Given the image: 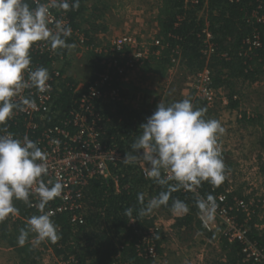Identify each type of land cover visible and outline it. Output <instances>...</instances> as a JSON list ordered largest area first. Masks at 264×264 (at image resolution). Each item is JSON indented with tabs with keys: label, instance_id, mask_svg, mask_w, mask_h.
Instances as JSON below:
<instances>
[{
	"label": "trees",
	"instance_id": "obj_1",
	"mask_svg": "<svg viewBox=\"0 0 264 264\" xmlns=\"http://www.w3.org/2000/svg\"><path fill=\"white\" fill-rule=\"evenodd\" d=\"M88 1L79 0V8L70 9L69 12L70 27L74 32L82 33L85 40L80 42L75 35H71L66 38V42L75 45L76 49L72 48L73 50L83 52V57L91 66V75L88 82L79 86V81L67 74L73 63L71 50H60L65 56V63L60 71L65 76L55 91L50 124H62L69 118L76 100L88 90L89 83L102 71L101 60L104 55L95 51L94 47L98 44L96 41L99 34L111 29L106 17L109 5L106 0ZM262 15L264 0H158L156 25L161 44L151 43L150 54L140 67L144 72L166 76L173 66V58L181 57L191 71L210 69L212 86L224 91L228 100L224 107L237 110L238 124L253 130L258 144L264 149V109L256 107L249 111L245 106L247 90L264 83V21L259 19ZM128 52V49L111 51V55L120 58ZM30 55L37 67H46L50 73L53 71L55 60L48 52H31ZM114 84L117 82L114 81ZM185 98L191 99L194 107L205 108L206 119L219 120L220 109L209 106L202 99L194 98L193 94L177 95L167 99L165 103ZM156 106L157 104L132 106L122 102L101 104L103 142L118 147L125 156L126 152L131 151V143L141 134L140 124L146 122ZM0 128L21 139L29 134L28 137L36 141L39 135V131H28L25 122L20 119L10 118ZM221 152L226 165V179L220 186L214 187L205 181L195 191L181 189L172 192L168 206L162 205L160 208L165 214L172 215L175 212L171 210L172 199L184 201L189 211L176 217L172 227L177 233L190 229L203 231L213 238L214 233L205 231L197 219V197H206L211 193L216 198L223 193L227 194L231 204L235 202V198L243 199L248 202L249 212L236 210L235 213L240 221L248 220L250 237L264 249V193L257 189L247 192L249 188L246 181L235 185L231 178H237L235 171L240 165L231 158L229 150L221 149ZM258 157V171L264 177V156L260 154ZM140 162H119L112 165V174L117 177L118 186L113 178L93 180L86 189L88 210L85 222L74 226L67 214L57 215L56 224L61 238L56 243L41 242L44 249L51 248L55 256L69 261L67 264H153L155 260L139 250L147 246L146 233L152 230L151 236L159 254L163 252V244L168 237L162 227L156 226L157 218L152 213L154 210L143 217L137 216L142 207L137 195L143 193L146 204L149 199L166 189L144 176ZM13 202L19 210V217L14 221L7 218L0 223V236L19 248L22 253L20 264H42L41 248H35L30 242L36 237L35 233L29 234L23 247L17 243L20 229H26L28 218L39 215V210L27 206L21 200ZM129 207L134 209L132 217L124 214ZM131 219L137 220L130 221ZM219 241L220 252L207 258L205 264H259L244 259L239 242L230 241L225 236H221Z\"/></svg>",
	"mask_w": 264,
	"mask_h": 264
},
{
	"label": "clouds",
	"instance_id": "obj_2",
	"mask_svg": "<svg viewBox=\"0 0 264 264\" xmlns=\"http://www.w3.org/2000/svg\"><path fill=\"white\" fill-rule=\"evenodd\" d=\"M33 2L35 7L27 0H0V125L12 118L15 111H24V106L35 107L34 101L28 98L14 99L23 89L34 87L40 93L51 91V85L47 83L50 79L48 68L30 67L33 46L40 41L48 42L52 50H71L75 46L66 42L72 35L71 27L62 20L54 21L50 9L65 12L70 8L78 9L79 0H74L71 5L69 0ZM206 111L194 107L189 98L169 104L159 101L146 122L140 124L141 134L131 143V151L125 153L123 162L143 161L141 167L145 177L166 190L146 204L144 194L138 193L137 199L142 205L138 217L162 205L168 206L172 192L195 191L205 181L218 187L226 179V165L218 145L225 128L217 119H206ZM48 173V155L38 142L28 135L17 138L0 128V223L10 214L18 213L14 200L32 207L30 194H35L38 199L35 207L40 214L29 217L27 228L20 229L17 237L21 247L28 241L30 233L36 234L34 247L44 241L56 243L61 238L58 225L51 219L55 213L45 211V208L61 196L64 186L60 179L46 183L42 177ZM173 181L175 183H170ZM196 207L207 222L212 219L217 204L209 193L206 197H197ZM171 210L187 213L189 207L184 201L173 198ZM133 211L129 207L124 214L132 217Z\"/></svg>",
	"mask_w": 264,
	"mask_h": 264
},
{
	"label": "built area",
	"instance_id": "obj_3",
	"mask_svg": "<svg viewBox=\"0 0 264 264\" xmlns=\"http://www.w3.org/2000/svg\"><path fill=\"white\" fill-rule=\"evenodd\" d=\"M27 2H30L31 7H35L33 0H27ZM40 2L45 3L47 0H40ZM69 3L71 5L73 0H69ZM69 12L70 10L65 12L61 9H50L54 21L62 20L70 27ZM259 19L264 21V15ZM72 35H75L80 42L85 40L82 33L74 32L73 29ZM208 36L211 38L210 34ZM96 42L98 44L94 47L95 51L104 55L101 60L102 71L97 74L94 81L89 83L88 90L76 100V106L70 111V116L64 123L50 124V115L55 91L58 90L59 83L65 76L60 71L63 66L61 64L65 63V56L60 53L61 49L52 50L48 42H37L30 53L44 54L48 52L51 57H54V69L51 73L49 72L50 79L47 82L51 85V91L40 93L34 87L26 88L21 91L18 97L14 98L16 100L28 98L30 101H34L35 107L24 106V111L14 110L15 114L12 119L23 120L27 130L32 133L39 131L36 142L47 153L49 165V173L42 179L46 183L48 181L55 183L57 179H60L64 186L61 196L50 201L45 208V211L51 210L55 213L51 217L55 224L59 214H67L74 226L85 222L88 210L86 189L93 180L113 178L116 185L118 184L117 177L112 174L111 167L123 162L124 154L118 147L104 143L101 138L103 131L100 122L102 120L101 104L122 102L132 106H142L145 104L156 105L159 101L166 102L163 98L164 95H159L161 99L150 98L149 88L140 85L146 74L153 75V73L142 71L140 65L143 60L148 58L151 43L154 45L161 44L157 25L151 32L129 27L120 33H115V35L106 36V33H100ZM125 49H128L129 52L122 54L120 58L111 55V51H123ZM30 67L32 69L37 68L33 61ZM174 67L182 70L186 89L191 91L189 95L193 94L194 98L206 101L209 106H215L218 102L223 104L228 102L224 91L216 90L212 86L210 69L191 71L185 66L181 57L173 58L171 68ZM171 68L170 71L172 72ZM134 75L138 76L135 80ZM114 81L117 84H114ZM132 81L134 84L136 83L135 87H131ZM142 163L143 161L140 162V165ZM199 197L203 196L199 195ZM29 200L33 205L32 207L37 209L35 207L38 202L36 195L30 194ZM215 201L217 208L210 221L206 222L201 218L199 211L197 213V219L205 231L213 233L217 231L220 237L225 236L230 241L239 242L242 245L243 257L246 261L264 264V249L250 237L251 227L248 220L240 221L235 213L236 210L249 212L248 202L235 198V202L231 204L227 194L223 193L219 194ZM18 217V213L16 215L10 214L8 219L14 221ZM156 226L160 227L157 222ZM151 234L152 230L146 233L145 242L147 246L139 250L140 253H145L157 261L160 254ZM67 263L69 261L64 262V264Z\"/></svg>",
	"mask_w": 264,
	"mask_h": 264
},
{
	"label": "rangeland",
	"instance_id": "obj_4",
	"mask_svg": "<svg viewBox=\"0 0 264 264\" xmlns=\"http://www.w3.org/2000/svg\"><path fill=\"white\" fill-rule=\"evenodd\" d=\"M106 1L109 5L106 10L107 19L119 18L122 22L117 32L124 31L129 27L142 28V30L150 32L155 28L158 0ZM115 33L113 34L115 35ZM171 70L172 72L169 70L167 74V82L165 83L153 78H143V86H146V81L148 82L150 98L158 99L159 95H164L163 98L167 100L177 95H189L191 93L184 84L182 70L176 69V67L171 68ZM91 71V66L87 60L83 56H79L73 59L72 66L69 67L67 74L73 75L79 81V86H82L89 81ZM135 78H138V76L134 75V80ZM247 95L245 106L249 111H253L256 107L264 109V83L255 85L254 89H248ZM215 108L220 109L218 112L219 121L225 128L224 134L219 137L221 141L218 145L220 149L229 150L231 158L240 165L236 167L235 171L237 178L232 177L231 180L235 185L246 181V186L249 188L247 190L245 187L247 192H254L253 189H257L258 192L264 193V177L258 171V156L260 154L264 156V149L258 144L256 133L242 126V124H238L236 120L237 110H229L224 107L223 103L220 104L219 102L215 105ZM152 213L157 218V224L165 230L169 238V241L165 242L163 253L153 264H205L207 258L213 257L216 252H220V236L217 231L214 233L213 236L215 237L213 238L207 236L203 231H192L190 229L177 233V230L171 225L175 221L170 215L165 214L160 207L154 209ZM35 238L33 237L30 240L32 245ZM6 246L1 249L0 242V251L5 253L3 254L5 257L9 256L10 258L7 264H16L17 253L12 251L11 254ZM35 248H41L42 250V264H64L65 260L55 256L51 248L44 249L42 243L36 245Z\"/></svg>",
	"mask_w": 264,
	"mask_h": 264
},
{
	"label": "crops",
	"instance_id": "obj_5",
	"mask_svg": "<svg viewBox=\"0 0 264 264\" xmlns=\"http://www.w3.org/2000/svg\"><path fill=\"white\" fill-rule=\"evenodd\" d=\"M91 1L93 2V0H89L88 2L89 3H91ZM108 21L110 22V31L109 32H107L106 33V36H109L110 34H113L114 32H116V33H120V32H117V30H118V27L120 26V25H122V22H121V20L118 18V19H113V20H109L108 19ZM144 28V27H143ZM140 29H142V28H140ZM75 47H73V49H74ZM73 49H71V53H70V55L72 56V58L74 59V58H77V57H81V56H83V52L82 51H76V50H73ZM75 52H77V53H75ZM64 64V63H63ZM63 64H61V65H63ZM143 77V76H142ZM143 78H153V79H157L159 82H162V83H165V82H167V80H166V78H167V75L166 76H160V75H156V74H153V75H150V74H146ZM158 82V83H159ZM157 83V84H158ZM143 84H144V81H143V83L142 84H140L142 87H146V88H149V86H148V82L146 81V86H143ZM135 85H136V83L134 84L133 83V81L131 82V87H135ZM130 86V85H129ZM150 89V88H149ZM221 141V140H220ZM254 190V189H253ZM184 213L183 212H181V211H175L172 215H170V217L171 218H173V220L175 221V219H176V217H179V216H181V215H183ZM169 217V218H170ZM171 225H173V223L171 224ZM167 241H169V238H168V240ZM167 241H165V242H167ZM0 242H1V245H2V247H1V249L3 248V246H5V245H7L6 247L9 249V251H10V253L12 254V251L15 253H17V261H16V264H20V257H21V255H22V253L19 251V248H17L16 246H14V245H12V244H10V242L9 241H7L6 239H4V238H0ZM165 242H164V244H163V251H164V248H165ZM8 249H7V251H8ZM6 251V252H7ZM163 253V252H162ZM3 254H5L3 251H0V264H7V261L10 259L9 258V256H7V257H5ZM9 254V253H8ZM16 260V259H15Z\"/></svg>",
	"mask_w": 264,
	"mask_h": 264
}]
</instances>
